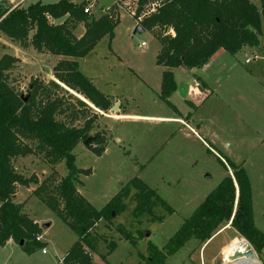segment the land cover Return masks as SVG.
<instances>
[{"label":"rangeland","instance_id":"rangeland-1","mask_svg":"<svg viewBox=\"0 0 264 264\" xmlns=\"http://www.w3.org/2000/svg\"><path fill=\"white\" fill-rule=\"evenodd\" d=\"M40 1L51 4L57 0ZM251 1L260 7V0ZM135 2L97 0L92 8L94 17L108 13L118 23L112 38H101L86 56L78 59L79 70L110 97L113 105L117 100L120 105L111 110L112 105L105 112L88 107L87 118L96 114L90 135L99 134L102 142H78L73 147L74 165L90 171L79 174L76 186L89 203L100 209L129 179L137 177L173 211H166L156 202L152 208L155 217L147 213L133 216L136 189L132 188L123 199L125 209L93 228L97 252L87 248L93 256L92 264H145L148 247L161 249L219 181L232 174L228 162L243 165L250 181L254 224L264 234V18L257 46L246 45L235 53L219 49L212 61L210 58L201 67H176V89L170 94L169 104L159 95L163 67L155 57L161 43L143 26L142 31H135L139 25L133 14ZM75 27L76 37L85 31L82 22ZM2 53L18 58L8 81L24 98L35 80L50 85L55 79L54 66L61 58L30 45L21 46L0 32ZM200 84L206 85L204 100H198L189 90ZM54 91L70 98L71 104L78 97L72 90L74 96L64 88ZM74 123L81 125L83 119ZM94 148L102 151L97 153ZM13 167L24 177L37 180L27 186L17 185L14 201L23 205V212L33 221L37 218L41 225L51 223L41 229L48 253L42 254V247L31 253L18 244L0 247V264H55L52 249L65 253L77 235L35 191L41 182L56 183L65 176V161L51 165L38 151L16 158ZM123 227L134 242L124 236ZM242 240L253 249L228 224L202 245L195 238L189 239L168 254L163 264H230L234 253H245ZM111 242L115 248L107 254ZM255 254L264 264V246Z\"/></svg>","mask_w":264,"mask_h":264},{"label":"trees","instance_id":"trees-1","mask_svg":"<svg viewBox=\"0 0 264 264\" xmlns=\"http://www.w3.org/2000/svg\"><path fill=\"white\" fill-rule=\"evenodd\" d=\"M83 4L73 0L44 4L37 0L5 16L0 11V32L11 41L61 57L54 66L55 79L50 85L35 80L24 98L8 81L18 58L9 53L0 55V244L7 237L18 244L23 238L25 243L21 248L26 253L45 244L36 239L41 225L33 222L23 212V205L14 201L17 185L27 186L37 180L19 174L13 167V160L39 151L49 164L65 161L68 168V173L56 183L41 182L35 191L77 235L64 254V264H92L93 256L87 248L97 252L93 228L102 219L110 221L113 213L125 209L123 199L132 188L136 189L133 216L147 213L155 217L152 208L156 202L166 211H173L154 189L137 177L129 179L100 209L77 189L79 174L90 173L73 163V147L90 137L96 118L95 113L87 118L88 107L105 112L113 105L110 97L100 92L79 70L78 59L86 56L101 38H112L118 23L117 18L108 13L99 17L85 14ZM135 8L134 17L141 16L139 25L151 30L161 43L155 60L163 67L159 95L167 103L176 89L173 69L201 67L219 49L235 53L246 45L257 46L264 18V0H260V7L251 0H136ZM62 17L61 22L51 21ZM80 22L85 31L76 37L73 31ZM57 88H64L69 96L76 93L75 103L52 92ZM78 119H83L81 125L74 123ZM93 137L94 141L102 142L99 134ZM94 150L102 151L100 148ZM227 164L232 174L219 181L161 249L155 245L148 247L145 264H163L168 254L177 251L189 239L195 238L202 245L228 224L255 251L264 246V234L255 226L252 216L251 187L245 169L242 164ZM121 229L124 236L134 242L131 233L124 227ZM109 245L107 254L115 248L114 242Z\"/></svg>","mask_w":264,"mask_h":264},{"label":"built area","instance_id":"built-area-1","mask_svg":"<svg viewBox=\"0 0 264 264\" xmlns=\"http://www.w3.org/2000/svg\"><path fill=\"white\" fill-rule=\"evenodd\" d=\"M35 2V1H34ZM33 2V3H34ZM75 3L83 2V12L85 14H92V8L95 6L97 0H73ZM32 4L29 0H0V11L3 12V16H5L7 13H9L11 10H14L16 8H24L27 5ZM134 14V12H133ZM141 17V16H140ZM140 17L138 18L140 20ZM172 33V31H171ZM36 223V222H35ZM41 235H37L36 239H40ZM42 253H46L47 249L45 247L41 248ZM57 264H64V255L60 258H58Z\"/></svg>","mask_w":264,"mask_h":264},{"label":"crops","instance_id":"crops-1","mask_svg":"<svg viewBox=\"0 0 264 264\" xmlns=\"http://www.w3.org/2000/svg\"><path fill=\"white\" fill-rule=\"evenodd\" d=\"M83 34V33H82ZM81 34V35H82ZM81 35H79L78 37H80ZM218 51H221V50H218ZM218 51H216V52H218ZM216 52L214 53V55L213 56H211V60L210 61H212V59H213V57H215L216 56ZM208 63H209V61H208ZM176 69V68H175ZM174 70V69H173ZM206 87V85H202V84H200V85H192V86H190L189 87V90H190V93L192 94V95H194V96H196L197 97V99L199 100V99H203L204 97H206L205 96V94H204V88ZM205 99V98H204ZM203 99V100H204ZM117 103H118V105H120V103L118 102V100H117ZM185 120V119H184ZM187 122V120L185 121V123ZM24 212H26V211H24ZM33 222H36L37 224H39V226L41 225V222H38V220H37V218L33 221ZM46 223H49V226L51 225V223L50 222H46ZM45 223H43V225H44ZM43 225H41V227L43 226ZM48 226V227H49ZM40 235H41V237H40V239H41V241H43L45 244H44V246L43 247H48V242L45 240V239H43V236H42V234H41V232H40ZM18 243H16L11 237H7L6 239H5V242L3 243V244H1L2 246H0V247H2V248H6V246H9V247H12V245H17ZM10 249V248H9ZM11 249H14V247L13 248H11ZM69 249V248H68ZM67 249V250H68ZM53 250V257H54V260H55V264H57V261H58V258H60V257H62L66 252H67V250L65 251V253H59V252H57L56 251V249H52ZM40 251H41V248H40ZM42 253V252H41ZM46 253H48V249H47V252ZM46 253H42V254H46Z\"/></svg>","mask_w":264,"mask_h":264},{"label":"water","instance_id":"water-1","mask_svg":"<svg viewBox=\"0 0 264 264\" xmlns=\"http://www.w3.org/2000/svg\"><path fill=\"white\" fill-rule=\"evenodd\" d=\"M143 30V27L141 25H138L135 29V31H142ZM118 103H115L112 107H111V110H116L118 109ZM93 136L90 135V137H88L83 143L85 145H87L91 140H93ZM49 226V223H45L42 227L46 228ZM2 230V224L0 223V231ZM25 243V240H23V238L21 239V241L19 242V246L22 247ZM241 248L245 249V253H241V252H238V253H234V255L231 257V264L232 262L236 261V260H239L241 258H243L244 256L246 258H249V259H253L255 261V264H261V262L259 261V259L256 257V254H255V251H253V249L250 248V246L247 244L246 241H243L241 242Z\"/></svg>","mask_w":264,"mask_h":264},{"label":"bare ground","instance_id":"bare-ground-1","mask_svg":"<svg viewBox=\"0 0 264 264\" xmlns=\"http://www.w3.org/2000/svg\"><path fill=\"white\" fill-rule=\"evenodd\" d=\"M230 264H231V262H230ZM232 264H255V261L253 259L243 257L239 260L232 262Z\"/></svg>","mask_w":264,"mask_h":264}]
</instances>
